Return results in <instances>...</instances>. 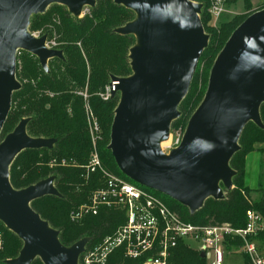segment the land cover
Here are the masks:
<instances>
[{"label":"water","instance_id":"95a60500","mask_svg":"<svg viewBox=\"0 0 264 264\" xmlns=\"http://www.w3.org/2000/svg\"><path fill=\"white\" fill-rule=\"evenodd\" d=\"M64 5L75 17L96 0H0V222L22 240L19 254L6 264H79L90 236L70 246L59 230L32 207L49 195L62 197L49 176L17 189L10 180L15 158L26 149H52L56 138L29 135V117H23L3 139V127L12 108L13 93L21 88L17 54L35 55L48 72L52 58L65 59L62 49L48 48L47 35L29 31L32 15L51 4ZM135 17L114 29L133 35L131 74L111 75V98L119 94L108 149L120 171L139 185L200 210L213 198L223 200L234 188L237 171L231 166L241 149L239 140L249 122L264 129V8L248 15L231 33L211 67L207 89L190 116L181 142L166 152L172 123L189 92L210 36L201 20L203 4L192 0H114ZM200 255L209 258L204 251Z\"/></svg>","mask_w":264,"mask_h":264},{"label":"trees","instance_id":"16d2710c","mask_svg":"<svg viewBox=\"0 0 264 264\" xmlns=\"http://www.w3.org/2000/svg\"><path fill=\"white\" fill-rule=\"evenodd\" d=\"M55 4L57 3L51 4L44 13L32 15L29 30L39 26L36 22H40L41 25L46 24L47 20L40 21L37 18L44 19L48 17L49 8ZM62 6L66 8L64 5ZM65 10L67 16L62 17L61 20L66 28V25L73 22L70 20L73 17L68 9ZM92 10H94L95 17L102 20V23L94 31L92 21L88 17L73 18L76 20V23H73V32L79 34L78 39L81 42V47L77 44L61 47L65 59L57 57L50 59L48 72L43 69L35 55L25 50L19 51L17 59L20 60L21 67L18 68L17 65L16 75L21 82V88L13 93L12 108L1 134V139H3L23 117H29L30 121L27 125L29 135L57 139L52 149L40 148L22 151L11 165L10 180L15 188L20 189L49 176L55 177V186L62 194V197L45 196L33 201L32 207L52 227L59 230V238L66 246L72 245L85 236L91 237L87 247L95 245L105 236L114 233L126 221L124 211L116 208H102L97 214L88 215L80 222H74L70 218L72 209L87 202L92 192L103 185L100 172L90 173L85 178L86 173L84 167L81 166L85 165L90 157L92 141L87 126L83 98L73 94L72 87L79 86L84 88L87 86L91 105L89 106L90 108L92 107L97 116L103 132L102 140L97 144L103 165L111 172L139 185L120 171L111 151L108 149L111 125L115 114L113 98L108 101H102L97 95L109 82L111 75L124 77L131 74L130 59L127 57L129 60L128 72H119V70L113 68L115 65L118 66V59H114L112 55L113 51L130 37V35L118 34L114 32V29L130 21L133 17L129 18V16L131 14L135 16V13L131 9L114 3V0H96ZM116 10L124 11L126 13L125 19L115 22L114 11ZM253 12L226 21L217 30V28L208 23V20L211 21L212 18L208 12V7H204L201 20L205 31L210 36L208 47L199 61L200 64L205 58L209 60L203 76V82L206 85L204 90H206L208 85L209 74L216 58L215 56L223 48L237 26ZM112 22L114 24L110 27ZM65 28L64 30L67 33ZM74 41L76 42L77 40ZM110 46H114L115 49L108 51ZM215 46L219 50H216L217 47L213 49ZM199 82L200 76L198 70H196L189 92L180 104L179 109L184 111L187 109L191 110L189 109L190 100L193 97V93L197 90ZM40 88L52 90L57 94L52 97L39 95ZM260 113L264 123V103L261 106ZM190 114H192V111L185 117V122L190 118ZM180 119L179 117L175 120L172 123V127ZM263 141L264 129L253 122H249L239 140L242 147L230 162L231 166L237 171L236 176L233 178L234 188L226 191V196L223 200L210 198L200 210L192 214L187 207L169 196L158 191L155 192L183 220L194 224L211 226L229 224L234 228H244L247 224L246 214L249 210L261 214L264 221V148L257 147V144ZM255 150L260 152L262 159L258 185L252 188L246 184L245 168L247 154ZM53 159H56L58 163L65 159L71 164L68 166H50V162ZM72 163L79 165L73 166ZM254 192L259 194L255 199L252 198V193ZM0 230L2 231L4 246L0 250V264H6V259L14 258L19 254L23 243L2 222H0ZM250 240L257 242L259 250L264 255V229L251 236ZM242 243L241 238H228L225 247L230 249L232 245H241ZM200 252L198 248L195 249L185 240L180 239L171 251L169 264H209L208 258H203ZM242 255L244 264H254L247 254ZM140 263V260L124 257L122 250H120L112 254L107 264ZM32 264L43 263L37 258Z\"/></svg>","mask_w":264,"mask_h":264},{"label":"built area","instance_id":"2783aa9c","mask_svg":"<svg viewBox=\"0 0 264 264\" xmlns=\"http://www.w3.org/2000/svg\"><path fill=\"white\" fill-rule=\"evenodd\" d=\"M192 1L202 3L203 9L205 6L208 7L212 18L211 25L214 27L227 12L228 0ZM84 10L82 14H85ZM46 46L57 48L55 41L47 40ZM19 64L20 60L17 59L18 68ZM110 96L111 87L107 85L101 97L109 99ZM86 113L92 151L87 163L81 166L84 167L85 178L90 173L100 172L103 185L92 192L87 202L72 209L70 218L74 222H80L88 215L97 214L102 208H116L124 211L126 221L99 243L86 247L80 255L79 264H107L112 254L120 250L124 257L140 260V264H168L171 251L180 239L186 242L188 239L196 241L200 251L209 253V264H224L227 239L234 237L241 238L243 243L232 245L230 248L232 253L247 254L254 264H264V255L259 250L257 242L250 240L251 236L264 229L261 214L253 210L247 211V224L244 228H234L229 224L199 225L183 220L155 190L130 182L103 165L97 147L102 139V129L99 122L93 118L89 105L86 106ZM182 136L176 139L173 147L179 145ZM69 164L71 163L65 159L60 163L56 159L50 162V166ZM3 247V235L0 230V250Z\"/></svg>","mask_w":264,"mask_h":264},{"label":"rangeland","instance_id":"374dc122","mask_svg":"<svg viewBox=\"0 0 264 264\" xmlns=\"http://www.w3.org/2000/svg\"><path fill=\"white\" fill-rule=\"evenodd\" d=\"M262 7H264V0H228L227 1V7H226L227 12L218 21V24L216 25V27H214V26L213 27L217 28V30H219L224 22L230 21V20L234 19L235 17H239L240 15L248 14V13L255 11V10H258ZM65 9H67V8H64L61 4H59V5L55 4V5L51 6L49 8L48 13H47L48 17H46L44 19L43 18H41V19L37 18L40 21L47 20L48 22L46 24L44 23L43 25H41L40 22H36L39 26L32 28V30H29V31L37 37H40L42 35H47V37H48L47 40L55 41L58 49H61V47L68 46L71 44H74V45L77 44L79 47H81V42L78 39L79 34L76 32H73V29H74L73 23H76V20H74V19L75 18L81 19L84 17H88L92 21V28L94 31L98 27V25L100 23H102V20H99L98 18L95 17L94 10H92V7H85L84 8L85 14L84 13L81 14L80 17H75L73 14H71L74 19L71 18L70 20H71V22L72 21L73 22L66 25V28H65V25L62 24V20H61L62 17L67 16ZM116 9H120V8H116ZM125 15H126V13L122 10L114 11V18H115L114 21L117 22L119 20L125 19ZM201 15H202V13H201ZM132 17L133 18L135 17L134 14L133 15L131 14L129 16V18H132ZM204 18H205V16H204ZM208 23L211 25V21L208 20ZM113 24L114 23L112 22L110 27ZM64 28L67 30V33L65 32ZM74 40H77V41L75 42ZM134 43H135V37L133 35H130V37H128L124 42H122V44L119 48L115 49L114 46L108 47V51L115 49L113 51L112 57L114 59L115 58L118 59V66L115 65L113 68L119 70V72H125V73L128 72V67H129V60H128L129 56L128 55H129L130 48L134 45ZM216 47L217 46H215L213 49H215ZM216 50H219V48L217 47ZM83 54H84V52H83ZM125 55H126V57H125ZM217 55H218V53H217ZM127 57H128V59H127ZM55 63L58 64L57 62H55ZM208 64H209V60L207 58H205L198 65V67H197L198 69H196V70H198V73L200 76V82H199L197 90L193 93V97L190 100L189 109H191V110L189 111L187 109L184 111L182 109H179V111L181 113V115H180L181 119L178 123H176L174 125V127L171 128V135H170V139H169L170 140V147L167 149H164L166 152H168L171 148H173V145L175 144L176 139L184 134L185 128L187 126L186 123H188V121L187 122L184 121L186 119L185 117L188 116L189 112L192 111V113H193L195 111V109L199 106V104L201 103L202 99L204 98V95L206 92V90H204V89H205L206 85L203 82V80H204L203 76L205 75V68L208 66ZM48 66H49V63H48ZM20 67H21V63L19 64V68ZM39 77H38V79H39ZM109 83H110V80L103 87V89L97 93V95H99V98L102 101H108L111 99V96L109 99H103L101 97V94L105 93L106 86L109 85ZM72 89H73L72 90L73 94H75L77 96L79 95L83 98L82 100L84 103L85 115H86V120H87L86 106L90 105L89 94L87 92V86L84 88L79 87V86H74V87H72ZM38 94L39 95H49L52 97V96H55V94H57V93L52 91V90L46 89V88H40ZM118 102H119V94H117L113 98V107L114 108L117 107ZM90 112L92 113L93 118L98 121V118L95 115L92 107L90 108ZM191 115L192 114H190L189 116H191ZM87 126H88V123H87ZM100 128H101V126H100ZM102 137H103V132H102ZM240 146L242 147V144H240ZM257 147L264 148V141L258 143ZM261 159H262V155L257 150L248 153L246 156L245 181L249 187L254 188V187H257V185H258ZM258 195H259L258 193L254 192V193H252V198L255 199ZM187 243L195 249L199 248V244L194 240L188 239ZM224 251H225V263L224 264H244V257L240 252L232 253V250H230V249H225ZM168 264H169V262H168Z\"/></svg>","mask_w":264,"mask_h":264},{"label":"bare ground","instance_id":"6f19581e","mask_svg":"<svg viewBox=\"0 0 264 264\" xmlns=\"http://www.w3.org/2000/svg\"><path fill=\"white\" fill-rule=\"evenodd\" d=\"M162 147L163 149H167L170 147V140H167L165 142L162 143Z\"/></svg>","mask_w":264,"mask_h":264}]
</instances>
